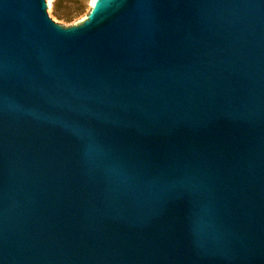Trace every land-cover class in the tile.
<instances>
[{"label": "water", "instance_id": "1", "mask_svg": "<svg viewBox=\"0 0 264 264\" xmlns=\"http://www.w3.org/2000/svg\"><path fill=\"white\" fill-rule=\"evenodd\" d=\"M0 0L2 264H264V0Z\"/></svg>", "mask_w": 264, "mask_h": 264}, {"label": "rangeland", "instance_id": "2", "mask_svg": "<svg viewBox=\"0 0 264 264\" xmlns=\"http://www.w3.org/2000/svg\"><path fill=\"white\" fill-rule=\"evenodd\" d=\"M93 0H46L47 14L55 23L64 27L74 25L85 16Z\"/></svg>", "mask_w": 264, "mask_h": 264}, {"label": "snow or ice", "instance_id": "3", "mask_svg": "<svg viewBox=\"0 0 264 264\" xmlns=\"http://www.w3.org/2000/svg\"><path fill=\"white\" fill-rule=\"evenodd\" d=\"M0 264H2V262H0Z\"/></svg>", "mask_w": 264, "mask_h": 264}]
</instances>
